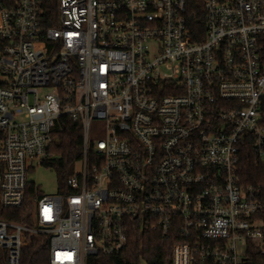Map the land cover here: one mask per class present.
I'll return each mask as SVG.
<instances>
[{
    "label": "built area",
    "instance_id": "built-area-1",
    "mask_svg": "<svg viewBox=\"0 0 264 264\" xmlns=\"http://www.w3.org/2000/svg\"><path fill=\"white\" fill-rule=\"evenodd\" d=\"M200 1L196 31L186 0L0 3V215L58 120L83 130L80 170L32 225L0 217V264H21L27 234L49 238L48 264H125L137 231L172 242L169 264L264 253V200L238 174L247 145L264 159V0Z\"/></svg>",
    "mask_w": 264,
    "mask_h": 264
},
{
    "label": "trees",
    "instance_id": "trees-1",
    "mask_svg": "<svg viewBox=\"0 0 264 264\" xmlns=\"http://www.w3.org/2000/svg\"><path fill=\"white\" fill-rule=\"evenodd\" d=\"M4 8L11 9L14 0H0ZM186 17L192 30L204 29V12L200 0H186ZM53 142L48 151L51 154L44 166L54 169L60 179V187L66 188V179L74 171V166L82 154V124L65 116L58 120L53 130ZM239 183L244 187L252 186L260 189L264 200V159L258 156L249 144L244 148L238 166ZM42 195L40 189L28 182L23 206L17 210H9L8 215L0 217L32 225L31 215L34 212L37 198ZM247 264H264V253L259 244L248 242ZM49 238L44 235L27 234L22 252L21 264H48ZM172 242L163 246L157 239L136 232L130 249L125 253V264H169ZM0 255L4 256L3 252ZM123 264V263H120Z\"/></svg>",
    "mask_w": 264,
    "mask_h": 264
},
{
    "label": "rangeland",
    "instance_id": "rangeland-1",
    "mask_svg": "<svg viewBox=\"0 0 264 264\" xmlns=\"http://www.w3.org/2000/svg\"><path fill=\"white\" fill-rule=\"evenodd\" d=\"M92 133L96 139L103 138L104 136V123L102 122H93ZM80 170V164L76 163L74 170ZM29 182L34 183L42 193L46 195H56L60 190V179L54 169L39 166L36 170L29 172L28 174Z\"/></svg>",
    "mask_w": 264,
    "mask_h": 264
}]
</instances>
